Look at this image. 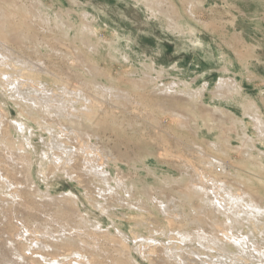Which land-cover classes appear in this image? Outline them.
Segmentation results:
<instances>
[{
    "label": "rangeland",
    "instance_id": "374dc122",
    "mask_svg": "<svg viewBox=\"0 0 264 264\" xmlns=\"http://www.w3.org/2000/svg\"><path fill=\"white\" fill-rule=\"evenodd\" d=\"M38 1L42 4L39 7L44 9V15L50 18L47 23L31 16V13H26L27 9L34 10L35 3ZM155 1L0 0V21L3 20L5 25L4 29H1L0 24V36L6 37L8 34L17 36L10 40V45L13 44V47L22 53L19 54L21 59L29 58L41 65L45 63L49 69L47 71L51 74H56L63 80H70L73 76L81 78L79 74L87 70L86 67H81V62L73 56L83 55L89 63L96 64L101 71L99 74H103L97 77L87 73L88 76H85L87 79L101 80L100 82L104 83H109L113 78L117 80L121 90L118 91L119 97L115 96L113 99L117 98L126 104L127 116L137 113L144 116L147 109L145 104L150 105L161 101L164 104L175 105L179 110H190L191 116L194 117L191 125L196 124L195 126L198 127L195 135L191 134L193 138H196L197 144L186 148V155L189 156L192 153L196 155V159H193L196 165L192 167L184 166L181 162L172 163L170 159H166L163 149H158L153 141V139L164 138L165 135L157 132L150 125L146 127L147 125L137 124L130 127L129 124L125 128L127 124L124 120V130L116 123L120 121L117 119L115 123H111V126H101L98 133L105 144H108H106L108 148L126 155V157L123 156L124 161H118L117 164L110 163L111 168L107 170L111 177L117 180L118 173L122 172L126 177L125 180L132 178L131 180L136 184L134 189L136 196L132 199L122 191L120 193L124 195L125 200L114 194L103 198L97 193L99 183L89 180L91 174L83 171L85 170L83 166L78 167L85 182L82 181V183L79 180V183L73 178L75 173L66 175L65 169L55 168L52 163L41 157L42 150L47 149L44 148L43 141H50V134L45 129L44 120L40 118L39 113H34L35 111L30 113L26 103L21 99H16V96L9 97L4 89L5 85L0 83V183L4 180L7 182V179L10 181V186L4 182L7 188L4 185L0 188V193L2 192V195L0 194L2 219H0V226H7L9 231L21 232L23 237L17 236V238L22 239L24 244L30 243L29 250L35 249L33 245L35 247L36 244V240L31 242V238L51 240L54 237L55 240V237H61L63 240L64 235L78 234L81 237L76 236L73 241L82 250L89 248L87 251H94L92 255L96 257L94 259L98 264H118V258L132 259L131 263L134 264H179L178 256L174 254L175 247L181 249L185 257L193 258L195 255L190 251L193 248H199V243L188 240L191 244L187 241L181 243V240L176 238V230L157 231L156 228L158 229L159 225L169 226L164 217L171 216L174 220L181 221L184 228L194 234L200 233L198 228L202 225L208 235H221L218 229L214 228L225 218V215L217 213L212 207H206L199 197L200 192H195V186H192V183L198 178L196 174L198 170H206L211 175L225 179L233 188L241 189L244 186L248 191L260 192L264 196V136L259 133L255 119L246 109L249 102H256L262 109L261 114L264 115V0H170L175 3L180 14L179 26L173 24V20L169 19V13L165 9L159 10L160 5ZM21 37L26 38L20 40ZM11 65L18 67L15 62ZM226 66L229 70L225 69ZM1 67L11 70L13 75L14 72L15 74L19 72V69L15 71V68L8 65H1ZM22 69L28 71L26 68L22 67ZM36 71L46 78L43 84L57 90L55 83L48 78L51 76L49 72L39 69ZM233 76L237 77L241 88L235 91L224 90L225 83H229ZM2 78L4 75H0V79ZM21 81L27 82L24 78ZM71 81L76 84L75 80ZM133 82L143 86L139 90L142 93L138 97L132 95L133 98L130 97L127 102L122 96L125 90L135 93L137 89L133 88ZM184 82L189 83L195 90L201 89V97L188 99L182 92L175 91L185 89L182 84ZM173 83H177V87L174 86L171 91L162 89L165 86H172ZM26 88L24 90H27ZM95 88L98 89L97 86ZM173 117V114L163 113L162 127L176 130L178 124ZM19 122L27 123L24 132L17 128ZM52 126H54V133L59 132L63 127L56 123H52ZM140 127L144 128V131ZM88 130L92 129L88 128ZM94 132L93 130L91 133ZM26 137L31 140V145L26 144ZM91 139L98 140L96 135ZM169 144L176 145L172 141ZM213 144H216L217 148ZM200 147H204L207 153L220 157L228 154L229 158L226 161H230L233 168L228 171H222L218 165V168H213L210 163H214L213 159L208 156L201 157ZM26 155L33 163L30 178L27 174ZM11 181H17V184L16 182L11 184ZM162 186L173 190L169 191L165 188L166 194L174 195L177 203L184 201L185 205L180 209H183L190 218L192 217L191 220L188 216L183 218L180 213L175 216L174 213L178 211L176 207L169 209L173 213L169 215L153 209V201L149 202L150 205L148 204L151 206L150 208L148 206L150 211L138 207L140 205L138 199L147 202L149 194L146 195L144 192L149 191L150 188H155L154 192L163 198L165 195L159 193ZM14 187L17 193L13 192ZM9 191L10 194H8ZM4 194L7 196L5 197ZM115 196L118 198L115 199ZM63 197L70 200V207L73 208V216H68L69 218L58 211L61 208L59 204L63 203L60 202ZM55 202L59 203L56 205ZM64 204L66 203H63L62 207ZM67 205L70 204L67 202ZM7 209L10 212H7ZM9 215L12 219L7 220ZM241 216L246 218L243 213ZM257 217L260 220L258 225L264 226L262 223L264 215ZM96 222L99 226H95ZM239 222V228L243 230L246 226H250L246 220L240 219ZM24 224L31 227L33 235L25 232L22 226ZM181 224L177 222L174 226L178 227ZM238 224L235 223V225ZM119 230L123 233L120 234ZM261 230H264V227ZM260 231L255 233L258 237L261 235ZM82 232H86L85 235ZM137 235L157 241L146 239L145 243L151 242L149 245L153 247L149 245L142 247L141 239ZM170 235H174L175 238L173 236L171 239ZM8 236L3 235V237ZM57 240L61 243L59 238ZM37 244H39V250L45 248L55 251L57 257L63 262L70 259L82 260L73 252L64 255L59 248H46L39 240ZM169 249L174 251L173 255ZM199 249L205 252L200 257L204 261L207 260L199 261L201 264H209V259H212V262L220 260L215 254L207 255L214 251L208 252L206 248ZM215 252L217 253L216 250ZM33 256L41 258L36 253ZM66 257L67 260H62ZM257 261L254 259L255 264L260 263ZM233 262L228 259L225 264H235ZM220 264H223V261Z\"/></svg>",
    "mask_w": 264,
    "mask_h": 264
},
{
    "label": "bare ground",
    "instance_id": "6f19581e",
    "mask_svg": "<svg viewBox=\"0 0 264 264\" xmlns=\"http://www.w3.org/2000/svg\"><path fill=\"white\" fill-rule=\"evenodd\" d=\"M151 1L152 0H150V2ZM38 2L35 3V9L34 10L30 11V9H27L26 13L27 12H28V14L31 13V16H34V17L40 19L41 22H43V23H47L48 21H50V18H48L47 15H44V11H43L44 9L42 10V8L39 7V5L41 3L40 2L38 3ZM155 2H157L160 5L159 10L161 11L162 9H165L169 13V19L173 20V24L175 26H179L178 20L180 19V17H179L180 14L176 8L175 3L170 1V0H156ZM22 6H20V7H22ZM40 6H42V4ZM153 6L154 5H152V7ZM24 8H25V6H24ZM22 9H23V7H22ZM0 24L2 25L1 29H4L3 27L5 25H4L3 20L0 21ZM16 37L17 36L12 35V34H8L6 37L0 36V75H4V78L0 79V83L5 85L4 89L6 91V94H8L9 97L16 96V99L17 98L21 99V101H24L26 103V106H27V109L29 110V112L35 111L34 113H39L40 118L44 120V123L46 124L45 129L50 134V141H43L44 148L46 147L47 149L42 150L41 157L43 159H45V161L52 163V165L55 168L63 169V170L65 169L64 173H66V175L70 176V175H73L75 173V176L74 177L72 176V177L78 181L80 180L81 182L82 181L85 182V180L82 179L83 178L82 173L80 172L78 166H83L85 168V170H83V171H85V172L87 171L91 174L89 180L91 182L99 183L97 193H98V195H100L103 198L112 196L114 194L117 196L119 195L120 198L125 200L123 197L124 195H121V193H120L122 191L125 193V195L127 193V196L132 199V197L136 196V195H134V192H135L134 189H135L136 184L134 183L133 180H131L132 178L125 180V178H126L125 175L122 172H119V170L117 169L118 171L117 170L116 171L119 172L118 173L119 177H117L118 179L116 180L113 177H111L112 175L107 170L110 167V163L114 162L115 164H117L118 161H124L123 156L126 157V155L118 153L113 148L109 149L107 146L108 144L107 143H106L107 145L105 144V142L102 140L101 135H99V133H98V130L101 128V126H103V125H110L111 126V123H115L116 120L118 119L120 121L116 122V123H118L122 128L125 126L124 120L126 121V124H127L125 126V128L129 124H130L129 125L130 127H134L137 124L139 126L142 124H144L145 126L147 125L146 127H148L150 125V127H153L154 129H156L157 132L163 133L165 135L164 138L153 139V141L155 142V145L158 149H163V155L166 157V159H170L169 161H171L172 163H180L181 162L182 165H184V166L189 165V166L193 167L196 165L194 160H193V159H196L195 153H192L189 156L186 155V153H187L186 148L195 146V144H197L195 141L196 138H193L194 136H191V134L195 135L198 127L195 126L196 124L194 126L191 125V121H194V119H193L194 117L191 116L190 110H188V109L187 110H184V109L179 110V108L175 105L164 104L163 102L160 101V102L153 103L150 105L145 104L147 109L145 110L146 112H145L144 116L139 115V113L133 114L131 116H127L126 113L128 112V108H127L126 104H124L123 101H119V99L117 100V98L113 99V97H115V96L119 97L118 91L121 90L117 84V80L113 78L110 80L109 83H104V82H100L101 80L96 81V80H92V79H90V80L87 79L85 76H88V74H92V75H95L98 77L99 75H101V74H99V73H101V71L98 70V68L96 67V64L89 63V61L85 58V56L73 55L74 57H76L77 60H79V62H81V65H82L81 67L87 68V70L84 73L79 74V76H81V78H78V76H73L70 80H68V79L63 80V79H60L59 77H57L56 74H51L50 71H47L49 69H47V66L45 63H43V65H41V64H38L37 62H33L32 60H29V58L25 59L22 57V59H21L19 57V54H22V53L17 51L15 49V47H13V44H12V46L10 45V43H11L10 40H12L13 38H16ZM23 38H26V37H21L20 40H23ZM44 43H47V42H44ZM48 45H50V44H48ZM14 62L16 64V66L18 64V67L15 68L13 65H11ZM1 65H3V66L8 65L9 67L11 66V67L15 68V71H16V69H19V72H16V74H15V72L13 71L14 72V75H13L11 70H8V69L6 70L5 67H1ZM227 66L225 67V69L229 70V68ZM22 67L26 68L28 71H24L22 69ZM36 69L42 70L46 73L49 72V74L51 76L50 77L48 76V78L51 82L55 83L57 90H55L51 86H46L45 84H43V82L46 80V78L41 76V74L38 71H36ZM32 70L34 72H32ZM19 76H21V77H19ZM101 76H103V74ZM23 78L26 79L27 82L22 83L21 80H23ZM71 80H75L76 84H74ZM182 84L185 87V89L181 88L180 90H175V91L182 92L183 94L186 95V97L188 99H195V98L201 97V95H202L201 89L195 90L190 86L189 83H186V82H184ZM225 84H226V87L224 90H226V91H230V90L235 91L237 88H241L240 82L238 81L237 77H235V76L231 77V81L229 83L226 82ZM176 85H177V83H173L172 86H169V87L165 86L162 89L165 91H168V90L171 91L173 89V87ZM223 85H222V88L225 86V85L224 86ZM96 86L98 87V89L95 88ZM26 87H29L30 89H28ZM24 88H26L27 90H24ZM133 88L137 89L136 91L134 90L135 91L134 94H132L131 92L126 91V90L124 91L125 93L122 97L125 99V101L128 102L130 100V97H132V95L135 97H138L142 93L139 91L143 88V86L140 83L133 82ZM219 94H220V92H219ZM13 100H15V99H13ZM23 105H24V103H23ZM246 109H247V111L251 112L253 119H255L256 128L258 129L259 133L264 136V115H263V113L261 114L262 109H261L260 105H258L256 102H249V104L246 106ZM193 112L194 111H192V113ZM30 113H32V112H30ZM163 113H169V114L174 115L173 119L178 124L176 130L170 129L167 127L166 128L162 127L161 115ZM194 115H196V114L194 113ZM196 120H198V119H196ZM220 122H222V121H220ZM52 123L53 124L56 123L57 125H60L63 127L59 132L54 133L53 132L54 126H52ZM26 124H24L22 122L17 123V128L20 129L19 131L24 132L26 127H27ZM204 124H206V123H204ZM197 125H198V123H197ZM145 126H143V127H145ZM88 128H90L92 130L90 131V130H88ZM125 128H123V129L125 130ZM127 129H129V128H127ZM142 129L144 131V128H141V130ZM93 130L95 132L91 133ZM145 130H147V129H145ZM191 130H192V132H190ZM1 131H2V129H1ZM140 133H142V132H140ZM56 134H59V135H56ZM85 135H87V137H84ZM94 135L97 136V139H98L97 141H93L91 139V137ZM142 135L143 134H141V136ZM73 140H76V141L74 142ZM169 140H171L172 142H175L176 145L175 146L170 145L169 142H171V141H169ZM30 143H32L31 140L28 137H26V144L29 145ZM213 145L215 148H217L216 144H213ZM22 148L26 150L25 147L22 146ZM200 148H201L200 149L201 157L202 156H208V157H211L213 159V162L215 164L210 162L213 165V168L217 167V165L220 167V169L222 171H228L229 169L233 168V165L230 163V161L229 162L226 161L229 158L228 154H226L223 157H220V156H217L214 154L207 153V151L205 150L204 147H200ZM1 158H2V156H1ZM25 161L28 164L27 174H28V177L30 178L32 176V172H31L32 166L31 165L33 163H32L31 158L28 159V156L26 157ZM128 162H129V159H128ZM208 163H209V161H208ZM30 166H31V168H30ZM119 167L120 166H118V168ZM58 171L60 172L61 170H58ZM9 172H11V171H9ZM196 174L198 175V178L196 180L194 179L192 186H195L194 190L196 193L200 192L199 197L201 198L202 202L205 204L206 207L210 206L214 210H216L217 213H219V214L221 213V214L225 215V218L223 219V221L221 223H219L216 228H214V229H218V231L221 233V235H218V234L208 235V233L202 227V225H200V223H199L200 226L198 228L200 233L198 232L197 234H194V233L186 230L184 228V226L181 224L182 223L181 221H176L171 216L170 217L169 216L164 217V220L167 222V224H169V226L159 225L158 226L159 228L158 229L156 228V230L157 231H163V232H166L168 230H171V231L176 230V233H177L176 238H177V240H181V243H183L182 241H184L186 243L187 240L189 242L190 241H197L199 243L198 244L199 248H201V249L206 248V249H208V252L214 251V253H212V254L208 253L207 255L210 256V255L215 254L217 258H220V260H216V261L212 262V259L211 260L209 259V264H217V263L220 264L221 261H223V264H225V261L228 259H231V261H234L235 264L236 263L247 264V262H248V264H255L254 259L256 261L257 260L260 261L259 264H264V236H263L264 230H261V228L264 226L260 227L258 225L260 220L257 217V216L260 217V216L264 215V196H263V194L260 192H250L244 186L241 189L233 188L232 186H229L228 182L225 179L217 177L213 174L211 175L206 170H200V171L198 170L196 172ZM1 175H4V174H1ZM69 176H67V177H69ZM83 176H85V175H83ZM0 179H1V177H0ZM5 181L6 180H4L0 183V188L5 183L7 184V186H10V184H9L10 181H8V179H7V182H5ZM80 181H79V183H80ZM167 181H169V180H167ZM13 182H16V184H17V181H13ZM13 182L11 181V184ZM82 185L84 186V184H82ZM4 186L7 188L6 185H4ZM10 188L11 187H8V189H10ZM165 188L169 191L171 190L170 187L162 186L160 188L159 193H163L165 195L163 198L159 197L157 192L156 193L154 192L155 188H150L149 191H145L144 194H146V195L149 194V195H147L148 196L147 202L142 200V199H138V204L141 205V206L139 205L138 207H140V208L142 207V210H146V209L149 210V208L151 207V206H149L150 205L149 202L153 201L152 202V208L153 209H157L158 211H161V212H166L169 215V214H173L170 212L169 209L172 207H176V208H178V211L174 213L175 216L178 213H180L183 218H186L188 216L189 219L191 220L192 217L190 218V216L187 215V213L183 209H180V207H183V205H185L184 201L177 203V201H175L174 195L168 196L166 194ZM15 189L16 188L14 187V191H13L14 193L17 191ZM85 189L87 190V187ZM10 190H12V189H10ZM171 191H173V190H171ZM88 193H89V191H88ZM138 193H139V191H138ZM8 194H10V191ZM176 194H178V193H176ZM4 196H5V194H4ZM117 196H115V199ZM21 197H22V195H21ZM68 197H70V195ZM185 197H188V195H185ZM98 198H100V197H98ZM0 199H1V197H0ZM58 199L60 200V198H58ZM100 200H101V198H100ZM136 200H137V198H136ZM60 202L66 203V204H64L63 207H62L63 203H62V205L59 204V206H61V208L58 210L60 212V214L65 216V217L73 216L72 215L73 214L72 213L73 208L70 207L71 206L70 200L66 197L65 198L63 197ZM67 202L70 204L69 206L67 205ZM57 203H59V202H57ZM57 203H56V205H57ZM109 203H110V201H109ZM99 205L102 206L101 204H99ZM127 205H129V204H127ZM136 206H137V204H136ZM148 206H149V208H148ZM28 207H30V206H28ZM103 207H104V205H103ZM130 207H133V206H130ZM106 208H107V206H106ZM106 208H103V209H106ZM135 208L137 209V207H135ZM184 208H185V206H184ZM3 209L5 210V208H3ZM108 210H107V212H109ZM1 211H2V209H1ZM8 211L9 210L7 209V212ZM202 212L204 213V211H201V213ZM51 213H52V211H51ZM242 213L244 215H246V218L241 216ZM4 214H3V216H4ZM215 216H216V214H215ZM0 219H1V216H0ZM8 219H12V218H10V215H9V218L7 217V220ZM240 219H242V221L246 220L250 226H246V229H244V230L242 228H239L240 224H238V223H240L239 222ZM263 220H264V217H263ZM4 222H6V221H4ZM177 222L181 225H179L178 227H175L174 223H177ZM97 223L98 222H96L95 226H99V224H97ZM156 223H158V222H156ZM235 223L238 225H235ZM262 223H264V222L262 221ZM241 224H243V223H241ZM11 226H13V225L11 224ZM22 226H23L26 233H28V234L31 233L32 230H31L30 226H26L25 224ZM165 227H169V229H165ZM63 228H64V226H63ZM18 230H20V229H18ZM96 230H97V228H96ZM16 231H9V230H7V226H0V264H32L34 262H36L37 264H57V263L58 264L59 263H64V264H98L97 260L94 259L96 257L94 255H92V252H94V251H92V252L87 251V249H89V248H87L86 250H82V248L79 247L78 244L73 241L75 239L74 237L78 236V234H75V235L71 234L73 236H65L64 234H62V235H64L63 240L61 237H57V238H59L61 243H58V240L56 237H55V240L53 239L54 237H52L51 240H48L47 238H46V240H43L41 238H31L32 239L31 242L36 240L35 241L36 244H35V247L32 244L33 248H35V249L29 250L28 247L31 244L29 242H28L29 244L22 243V241H21L22 239L17 238V236H20L22 238L23 235L20 234L21 232L20 233L18 232L19 233L18 234ZM256 231L261 232L260 233L261 235L259 237L255 234ZM118 232L120 234L123 233V232H121V230H119ZM85 233H83V234L85 235ZM4 234L5 235L7 234L9 236L3 237ZM31 234L33 235V233H31ZM163 234H161V235H163ZM155 236H157V235L155 234ZM173 236L170 235L171 239ZM84 237H86V236H84ZM122 237H123V235H122ZM137 237H139L141 239L140 246H142V247H146L147 245H149V243H151V242H149L146 244L145 243L146 239H151L150 241L156 240L153 238L141 237V235H137ZM134 238H136V237H134ZM174 238H175V236H174ZM38 240L46 248L47 247H51V249L52 248L53 249L59 248L62 250L64 255H65V253L69 254V253L73 252L77 255V257L82 258V260L70 259L67 262H63L57 257V254L55 253V251L45 249V248L42 250H39V244H37ZM113 240H114V238H113ZM115 240L117 241V239H115ZM123 240H124V238H123ZM83 241H85V240H83ZM120 243L124 245L123 242H120ZM189 244H191V243H189ZM149 247H153V246L149 245ZM184 247H185V245H184ZM199 248H196L197 250L195 248H193L190 251L191 254L195 255V257H193V258H190L188 256L185 257V255L183 254L184 252L182 253V250L177 249L176 247H175V253L171 249H169V252L171 253V255H173V253H174L178 256V263L179 264H201L199 261H202V260L204 261V259H202V257H200V256H201V254H205V252L201 251ZM213 249H215L217 251V253ZM151 250H153V249H151ZM177 251H180V252H177ZM183 251H185V250H183ZM35 253H36V255L39 254L41 258H39V256L38 257L33 256V254H35ZM95 253H97V252H95ZM165 253H166V249H165ZM61 254H58V255L62 256ZM188 254H189V252H188ZM83 259H85V260H83ZM205 259H207V258H205ZM62 260H67V257H66V259H62ZM131 260L128 258L124 259V260L118 258L117 263L118 264H134V263H131ZM206 261L207 260H205L204 262H206ZM136 264H138V263H136Z\"/></svg>",
    "mask_w": 264,
    "mask_h": 264
}]
</instances>
